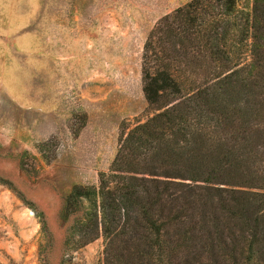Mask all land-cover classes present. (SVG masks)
Returning <instances> with one entry per match:
<instances>
[{"label": "trees", "instance_id": "16d2710c", "mask_svg": "<svg viewBox=\"0 0 264 264\" xmlns=\"http://www.w3.org/2000/svg\"><path fill=\"white\" fill-rule=\"evenodd\" d=\"M150 114L61 218L103 264H264V0H189L142 53ZM43 232H48L43 221Z\"/></svg>", "mask_w": 264, "mask_h": 264}, {"label": "rangeland", "instance_id": "374dc122", "mask_svg": "<svg viewBox=\"0 0 264 264\" xmlns=\"http://www.w3.org/2000/svg\"><path fill=\"white\" fill-rule=\"evenodd\" d=\"M187 1L0 0V264H103L102 236L67 239L65 196L150 114L143 47Z\"/></svg>", "mask_w": 264, "mask_h": 264}]
</instances>
